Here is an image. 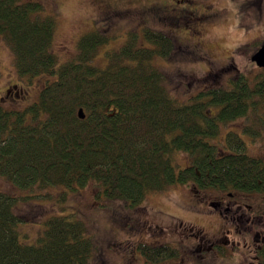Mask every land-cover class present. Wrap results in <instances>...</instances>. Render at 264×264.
<instances>
[{
    "label": "trees",
    "instance_id": "trees-1",
    "mask_svg": "<svg viewBox=\"0 0 264 264\" xmlns=\"http://www.w3.org/2000/svg\"><path fill=\"white\" fill-rule=\"evenodd\" d=\"M43 6L40 0H0V37L16 75L49 76L25 107L0 104V178L29 190L19 198L38 196L31 193L36 187L68 192L94 184L96 198L133 207L148 193L189 182L264 190V160L248 154L243 141L264 127V68L253 79L239 73L226 88H209L181 103L154 63L173 51L169 34L150 27L130 30L120 47L104 52L107 62L100 66L92 61L109 38L92 31L78 39L73 58L59 63L52 52L55 18L44 14ZM209 106L217 110L210 112ZM245 116L256 117L257 125L247 127L243 139L228 130L229 149L210 143L222 125ZM178 152L189 162L176 170L172 160ZM17 198L0 190V264H89L96 246L73 213L49 216L36 242H22ZM140 251L151 263L171 254L169 248L147 245Z\"/></svg>",
    "mask_w": 264,
    "mask_h": 264
},
{
    "label": "rangeland",
    "instance_id": "rangeland-1",
    "mask_svg": "<svg viewBox=\"0 0 264 264\" xmlns=\"http://www.w3.org/2000/svg\"><path fill=\"white\" fill-rule=\"evenodd\" d=\"M40 1L44 5L43 13L55 18L52 52L58 56L59 63L73 58L78 39L92 31L109 38L107 44L98 47L92 61L95 65L103 63L100 66L107 62L104 52L120 47L130 30L140 32L143 27H150L169 34L174 42L173 51L166 59L156 57L154 63L164 75L170 95L181 103L192 101L209 88H226L227 82L239 73L253 79L262 72L250 57L264 39V0ZM186 10L206 16L195 22L186 17L164 18L181 17ZM240 47L242 49L238 50ZM47 78L48 75L18 77L8 45L0 37V104L4 108L21 109L30 104ZM208 110L214 112L217 108L209 106ZM256 123L254 116L231 120L221 126L217 137L210 138V143L226 151L229 147L221 143L224 129L238 131L243 139L242 132L247 127H255ZM243 141L248 154L264 152L260 144H247V137ZM172 161L178 170L185 167L189 159L186 153L178 152ZM172 187L148 193L139 205L129 207L123 200L96 198L94 184L68 192L60 187H36L31 193L38 196L23 199L19 195L29 194V190L20 191L0 178V190L18 197L14 208L24 220L20 225L25 232L20 235L22 242H36L49 216L73 213L85 222L96 246L89 264H169L165 261L167 258L147 262L135 246L139 242L170 240L172 233L166 226L176 225L180 221L177 217H181L186 226L194 225V229H202L210 236L214 226L203 223L191 212L196 204L191 200L190 190ZM61 191L67 194L58 202ZM184 257V263L179 259L176 264H188L189 256ZM206 259L196 264H233L228 259Z\"/></svg>",
    "mask_w": 264,
    "mask_h": 264
},
{
    "label": "flooded vegetation",
    "instance_id": "flooded-vegetation-1",
    "mask_svg": "<svg viewBox=\"0 0 264 264\" xmlns=\"http://www.w3.org/2000/svg\"><path fill=\"white\" fill-rule=\"evenodd\" d=\"M205 16V14H196L193 10H186L181 17L164 18L178 20L186 17L195 22L199 19L203 20ZM169 23L174 22L169 21ZM227 132L228 130L221 137V143L225 146H228L225 141ZM247 140V144L254 146L260 144L263 148L264 127L260 126L255 136H247ZM253 156L264 160V152ZM170 187L190 190L191 200L196 204L195 208H191V212H194L197 219L214 226L215 229L209 236L202 229H194V225L186 226L182 218L177 217L180 221L176 225L166 226L172 233L170 240L137 243L135 247L141 255L140 246L147 245L150 248L160 246L171 249L172 255L170 254L165 260L169 264H176L175 261L179 259L184 263L186 255L189 256L188 264H196L200 260H207L206 258L217 261L228 259L233 264H264V190L203 188L193 182ZM161 231L165 230L161 229Z\"/></svg>",
    "mask_w": 264,
    "mask_h": 264
},
{
    "label": "water",
    "instance_id": "water-1",
    "mask_svg": "<svg viewBox=\"0 0 264 264\" xmlns=\"http://www.w3.org/2000/svg\"><path fill=\"white\" fill-rule=\"evenodd\" d=\"M250 60L254 62L256 66L264 68V39L260 47L251 55ZM78 115L81 118L84 117L82 109H79Z\"/></svg>",
    "mask_w": 264,
    "mask_h": 264
}]
</instances>
